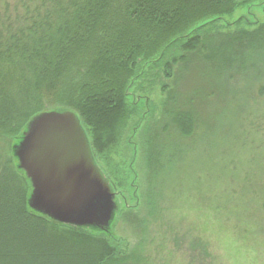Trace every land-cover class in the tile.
I'll list each match as a JSON object with an SVG mask.
<instances>
[{"label":"trees","instance_id":"1","mask_svg":"<svg viewBox=\"0 0 264 264\" xmlns=\"http://www.w3.org/2000/svg\"><path fill=\"white\" fill-rule=\"evenodd\" d=\"M260 2L0 0V264H136L112 238L113 222L107 230L76 227L32 210L31 182L18 167L14 147L34 117L72 112L95 162L103 164L116 187L127 188L118 157L124 132L137 113L129 91L142 92L146 81L170 79L185 54L199 48L210 47L209 58H220L222 66L234 65L240 57L246 66L264 54V25L225 35L219 47L208 43L216 20ZM255 75L263 80L264 67ZM170 122L183 137L191 135L195 123L179 111L171 113ZM7 141L12 142L10 154L4 149ZM150 152L149 146L148 168ZM252 175L261 187L262 174ZM249 188L256 193L250 182L238 194L247 195ZM239 203L235 213L244 214L237 216L240 231L253 240L254 249L264 250L262 215ZM257 208H263L262 202Z\"/></svg>","mask_w":264,"mask_h":264},{"label":"rangeland","instance_id":"2","mask_svg":"<svg viewBox=\"0 0 264 264\" xmlns=\"http://www.w3.org/2000/svg\"><path fill=\"white\" fill-rule=\"evenodd\" d=\"M214 25L208 43L219 47L225 35L264 25V0L238 7ZM210 54L208 46L185 54L170 79L146 81L136 84H142V92L129 91L137 113L118 157L127 188L116 187L96 159L118 206L112 238L136 264H264V250L254 249L240 231L237 216L244 214L235 213L241 202L264 219V79L255 77L264 54L246 66L241 57L222 66ZM178 111L195 122L190 136L180 135L170 122ZM11 143L4 147L9 154ZM149 146L150 168L145 165ZM254 172L262 174V188ZM250 182L256 193L249 188L250 198L239 195L237 189Z\"/></svg>","mask_w":264,"mask_h":264},{"label":"water","instance_id":"3","mask_svg":"<svg viewBox=\"0 0 264 264\" xmlns=\"http://www.w3.org/2000/svg\"><path fill=\"white\" fill-rule=\"evenodd\" d=\"M14 156L31 182L32 210L66 225L110 227L116 211L114 194L74 113L34 117L14 147Z\"/></svg>","mask_w":264,"mask_h":264}]
</instances>
